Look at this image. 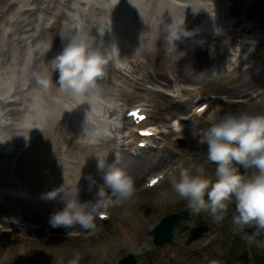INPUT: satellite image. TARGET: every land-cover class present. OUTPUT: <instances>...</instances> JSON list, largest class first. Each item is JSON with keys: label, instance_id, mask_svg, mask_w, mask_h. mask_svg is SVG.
<instances>
[{"label": "bare ground", "instance_id": "bare-ground-1", "mask_svg": "<svg viewBox=\"0 0 264 264\" xmlns=\"http://www.w3.org/2000/svg\"><path fill=\"white\" fill-rule=\"evenodd\" d=\"M8 0H0V77L2 84H9V88H13L14 97L18 100V107H22L25 110L28 109L29 114H37L40 115L41 118L39 125L41 126V134L42 137L39 141H37L34 145L31 142L26 141L24 136L29 135L28 129H20L16 128V125L8 119H4L3 115L0 114V185H7V174L12 171L14 172V176H18V179L25 178L27 180V184L34 187L41 186H50L54 190H57L63 186V193H60L61 196L64 194L65 199H69L72 196V191L75 188L79 190V199L80 201H90L94 202L96 199L103 198V195L107 191L106 188L102 187L103 180L102 175L103 172L98 170V160L106 161V164L116 163L118 166L123 167L129 175L134 178V183L139 184L145 178V176L154 172V170H158L162 167L159 160L152 157V159L145 161H132L129 158V162L127 165H123L117 163V157L115 156V152H118V149L112 145V140H102L99 144L95 146V152L93 154L92 162H87L82 165V167L74 172L66 173L63 172L62 177L59 180L51 181L47 177L53 174L52 170L49 167L48 161L51 164V161L55 160V155H61V151H59V146L64 142H67V146L62 148V153L64 150H70V143L67 137L63 135L68 127V120L65 112L60 108V105L56 103L54 100L63 99V95L55 89V83L57 74L52 70L51 60L56 56V53L62 47L63 39L60 38L58 33H55L50 40L47 42V46H42L39 44L35 45V49L31 52V59L33 64H38L40 61L46 62V67L48 70V75L52 76L53 84H51L48 88L51 89L53 99L50 96L44 95L41 91L36 90L35 77L28 76L23 79L21 78V74H23L24 70H15V76L9 75L8 70L13 68L14 66L9 64V58L11 54V44L14 43L13 36L16 32L19 31V27L25 28L31 25V18L34 16L30 14V12L19 11V6L23 4L22 0H16L12 4H7ZM125 1H135V0H125ZM145 3V5L143 4ZM190 3H194L193 1H189ZM151 3L153 5H151ZM158 0H140L135 2V6L138 9L132 13V19H139V33L137 35L138 42L134 47L143 59H147L152 64H155L154 59H156V55L163 54L165 57V66L160 65L155 70L153 67L154 75H147L145 77V81L153 86L160 87V85H164L165 87H170V79L167 77L166 72L171 71L175 73V80L182 84H194L199 83L203 85L201 88L206 94H212L214 100L219 97L218 107L222 108L219 112H226L229 110H236L238 108H242L237 104H233L231 102L225 103L224 99H221L220 96L226 95L228 99L240 98L245 99L249 96H252L253 93L260 89H264V71H260L258 73L253 74L250 73V68L247 70L248 75L247 79H242L245 76H242L240 79L233 78L232 82L224 77L220 80L218 79H209L208 73L206 70L207 63H211V56L205 52L206 48L214 51L216 42L211 44V46H204L202 42V46L204 50L197 45L198 48L195 53L191 54L188 45L193 44L191 40H187L186 35L181 34L180 39L172 42L168 36V25L167 17L169 16V10L164 7H158ZM161 5V4H160ZM57 7V6H55ZM261 9L264 14V1L255 2L254 7L251 12H257ZM45 10H40L39 14L44 15ZM140 13V17L136 16ZM59 14V13H58ZM58 14L56 16H58ZM28 15V16H27ZM262 22L259 26L260 29H264V15L260 16ZM137 23V21H135ZM5 26H7L8 31L4 32ZM51 44V48L49 45ZM131 45V44H130ZM130 45H127L130 47ZM261 58H264V54L260 53ZM217 59V58H216ZM19 66V65H16ZM202 71V72H201ZM246 71V72H247ZM29 75L33 74L32 68L28 70ZM199 72V73H197ZM237 73V72H236ZM197 77H200L199 79ZM27 84L24 90L21 88L24 85H19L20 81H24ZM161 80L165 83L162 84ZM243 80V81H242ZM238 82L239 84H234L233 82ZM140 85V82L134 81L131 83V87L134 88L136 85ZM136 88L140 91L141 89L136 86ZM169 90V89H168ZM145 91L155 92L153 89H145ZM183 93V91H181ZM34 95V97L32 96ZM152 97L154 102V106L157 105V100L159 104L157 108L160 112H157L155 115L156 120H164L165 116L170 115L172 121L180 119L178 118V114H182L186 111V105H176L174 106L172 102H167V98L164 95H152L148 94ZM31 96V97H29ZM218 99V98H217ZM213 100V99H212ZM36 101V102H35ZM210 102V100H208ZM62 102L66 103V100ZM210 110L215 108L214 102H210ZM191 104H188L190 106ZM254 106L253 104H250ZM257 107V106H256ZM107 108V107H106ZM247 108H249L247 106ZM259 110L264 111V107H258ZM254 110V109H252ZM100 112L101 109H98ZM106 112L105 110L103 111ZM13 112L9 113L12 115ZM159 114V116H158ZM37 124L36 122H32V125ZM189 127V126H188ZM18 130V131H17ZM26 132L23 137L17 136L15 133L17 132L20 136ZM197 133V131L185 130L183 132L185 148L189 147L188 144L191 143V138ZM17 142L14 144V140ZM72 139V138H71ZM9 143V148L5 153V145ZM12 145V146H11ZM23 150L18 152V149ZM14 149V150H13ZM159 155V154H156ZM123 157V156H122ZM120 157V158H122ZM15 158V159H14ZM125 158L127 156L125 155ZM14 159L12 164V168L10 167V161ZM80 159V158H79ZM77 167V166H76ZM75 168V167H74ZM88 177H91L90 181ZM137 186V185H136ZM100 191L103 192L101 196ZM173 199H175L172 196ZM4 201L12 203V205H8L6 203L0 204V212L8 213L13 219L20 220V222L33 225V229L28 228H20L16 229L15 233H20L18 237L7 238L5 236L0 237V251L1 252H11L16 255L18 260L26 261L28 256H31V260L34 256L42 259L44 256L52 255L54 259L63 257L65 252L58 249L57 246H49L51 241H48L46 238L38 240L43 236V232L47 230L48 233H61L68 234L71 232H79L81 226L79 224H74L67 230L64 227L53 228L50 223V215L56 211H59L63 208L62 205H57L56 203H47L45 205H34V204H25L23 202L17 200L4 199ZM48 202V201H47ZM162 211V208H161ZM136 211H132V208H128L122 216L119 218L125 219L127 223L126 227L117 226L113 227L115 230L120 231V241L123 242L125 240L132 239L134 240V236L136 235V231L145 232L148 229H145L141 224L140 220H137L135 215ZM162 213H160L159 218ZM157 220L154 221L153 225L149 230H151ZM143 224H146V221L142 219ZM100 226L102 224H99ZM132 227L135 229L132 230ZM11 228V227H7ZM78 229V230H77ZM103 230L106 228H95ZM22 235V236H21ZM32 236V241H25L24 236ZM45 237V234H44ZM42 241L46 243L44 246L38 244ZM89 241V240H87ZM82 241L80 239H66L63 241H56V243H81L87 242ZM83 250H86L88 253V246L84 247ZM62 252V253H61ZM55 253V254H54ZM61 253V254H60ZM87 254L85 258L87 259ZM90 251V260L87 259V262H93L95 256L91 257ZM106 254V251H105Z\"/></svg>", "mask_w": 264, "mask_h": 264}, {"label": "clouds", "instance_id": "clouds-1", "mask_svg": "<svg viewBox=\"0 0 264 264\" xmlns=\"http://www.w3.org/2000/svg\"><path fill=\"white\" fill-rule=\"evenodd\" d=\"M183 23L173 21L168 25L167 38L172 42L180 39L181 33L187 35L181 27ZM116 50L114 43L106 46L103 42L97 43L89 33L76 31L51 60L53 72L58 73L55 85L61 92L80 97L87 104L97 96L98 81L105 76ZM40 83L48 88L53 84L52 76L45 77ZM205 119L206 126L202 129L199 119L193 124L197 128L198 144L206 146L207 161L216 165L214 175H210L203 165L173 168L166 173L171 192L177 199L186 201L194 215L205 213L216 222L224 219L229 205L234 203V227L242 231L254 229L243 239L249 246L264 247V238H261L264 236V111L245 107L223 114L213 112ZM97 166L103 172L102 187L110 192V204L119 206L134 196V178L123 167L99 160ZM240 167L245 169L244 173ZM88 179L92 180L91 177ZM60 193H63V186L48 193L46 198L55 199ZM100 194L102 196L103 192ZM159 195L165 200L169 197L168 192ZM62 201L63 208L50 215L49 223L53 228L67 230L79 224L83 230H95L98 204L81 202L78 188L73 189L69 199L63 194ZM80 260L81 254L73 251L67 264H79ZM209 264L216 262L209 261Z\"/></svg>", "mask_w": 264, "mask_h": 264}, {"label": "rangeland", "instance_id": "rangeland-1", "mask_svg": "<svg viewBox=\"0 0 264 264\" xmlns=\"http://www.w3.org/2000/svg\"><path fill=\"white\" fill-rule=\"evenodd\" d=\"M103 2H107V0H100V2L95 5V9L90 13L86 11H81L79 14V16L90 18L89 23L86 25L85 32L89 33L91 36H93L97 32H102V30L104 29V18L107 12L104 10L106 6H101ZM54 5L56 6L55 0H41V5H34L35 8L37 6H40L41 8L47 10L44 12V15L39 14V12L36 11L37 9L32 11V14H34L35 16L31 18L30 22L34 34H37L38 30L40 29L46 30V27L44 26L49 19L46 16L48 15L49 11L54 7ZM58 6H62V2L58 3ZM259 12L263 14L261 9H259ZM253 15H259V13L253 12L252 14H250V16ZM39 17H45V19L42 20L40 25H37L35 21ZM47 32L52 34V31ZM38 35L39 37L44 36L41 33ZM72 35L73 31H71V36ZM15 39L18 48V62H22L25 57V39H22V35L19 32L16 33ZM42 42H44V40ZM220 50L221 49H219L218 47V52H220L221 54L222 52ZM226 50L224 52H226ZM160 59L164 63L165 57L161 55ZM221 61L222 56L220 57L219 63H221ZM251 63V65H253V68L249 71L250 73L256 75L258 71L260 72V70H264V61L258 58H254L252 59ZM213 64L216 65V62H214ZM216 67L221 71L220 65ZM32 71L34 75L41 74V64L32 63ZM245 75H248V73ZM169 77L171 79L173 78V75L170 72ZM245 79H247V76ZM104 86L106 85L103 81L101 87ZM101 101L107 102L108 99L102 97ZM192 139L193 138H191V141ZM182 151H184L185 154L183 156L180 154L182 157L181 161H185V159L190 158L194 155V153L184 148L183 145ZM203 166L210 175H214L216 165L214 166V169L207 168L205 165ZM158 194L159 192H152L145 194L144 197H136V200L132 204L131 208H133L134 211L137 210V213L135 215L137 220H141L144 215H146L147 213H151L153 210H156V212L158 211L159 214L162 212L161 218L178 213L180 211H187L188 220L186 224L188 225V230L180 234L176 239H174L170 243L154 248V246H152L150 242V230H147L142 233L140 231H136V237L134 240L127 239L121 242V233L120 231L115 230L113 226H122L123 228L126 227L127 223L125 222V219H122L121 221L115 220L113 226L112 224L109 225L110 228L104 230V233L92 238L87 242L56 243L52 241V244L54 246H57L60 250L61 248L64 250L65 254L63 257L53 259L52 255H50L48 256L49 259L47 256H45L43 257V259L33 257L31 260V256H28L25 262H20H24L27 264H67L68 259H70V253L73 251H78L81 254V260L79 264H117V262H119L121 258L125 257L128 254H133L137 258L138 264H209V261H215L216 264H252V259L256 254L258 256L264 255V247H256L255 245L249 246L243 239V237L238 234L239 232H237L236 234V232L234 231V225L232 223V216L234 214L235 209L234 203L229 205L228 211L230 215H227L226 213L224 219L221 222H216L210 215L205 213L194 215L191 209L187 207L186 201L177 198L165 200L161 198V196L158 198ZM161 204L165 208L164 212L161 211L159 208ZM160 219L157 218V221L155 222L154 226L159 223ZM221 226L223 227V230L221 234L217 237V239L210 242V244L206 248H203L204 246L200 248L199 244L201 242H206V238H203L209 235V233H211L213 229H219ZM194 227H202L205 229V232L202 233L198 240L194 241L190 245H187L186 239L188 237L189 231ZM133 229L135 228L132 227V230ZM253 231L254 229L250 228L248 229V231L245 232V234H251ZM261 238H264V236H262ZM97 242L99 244H105L107 246L106 248H104V250L106 251L105 257L101 258L100 260L97 257L93 262H87V259L90 260V251L95 250V247L98 244ZM87 246L89 254H87L86 250H83V248ZM63 250L61 251L63 252ZM84 254H87V259L85 258ZM12 255H14L15 257ZM1 257H4L7 260V264H19L16 255L13 253L2 252L0 253V259ZM36 259H38V261L34 262V260Z\"/></svg>", "mask_w": 264, "mask_h": 264}, {"label": "water", "instance_id": "water-1", "mask_svg": "<svg viewBox=\"0 0 264 264\" xmlns=\"http://www.w3.org/2000/svg\"><path fill=\"white\" fill-rule=\"evenodd\" d=\"M184 216H172L165 219L152 233L155 237V244L159 245L163 242L171 240L176 234L184 230L182 226V221ZM199 232L195 231L194 234L189 239V242L196 239ZM120 264H134L131 257L123 260Z\"/></svg>", "mask_w": 264, "mask_h": 264}, {"label": "snow or ice", "instance_id": "snow-or-ice-1", "mask_svg": "<svg viewBox=\"0 0 264 264\" xmlns=\"http://www.w3.org/2000/svg\"><path fill=\"white\" fill-rule=\"evenodd\" d=\"M205 109L203 108V107H199V108H197V112L198 113H200V112H203ZM132 115L133 116H136L137 115V113H132ZM157 183V181L155 180V179H153V180H151L150 182H149V184H148V187H151V186H153L154 184H156ZM101 219H106V217H104L103 216V214H101V217H100Z\"/></svg>", "mask_w": 264, "mask_h": 264}, {"label": "trees", "instance_id": "trees-1", "mask_svg": "<svg viewBox=\"0 0 264 264\" xmlns=\"http://www.w3.org/2000/svg\"><path fill=\"white\" fill-rule=\"evenodd\" d=\"M259 261H261V259H259ZM264 262V261H263ZM262 263V262H261ZM256 264H259V262L258 261H256Z\"/></svg>", "mask_w": 264, "mask_h": 264}]
</instances>
